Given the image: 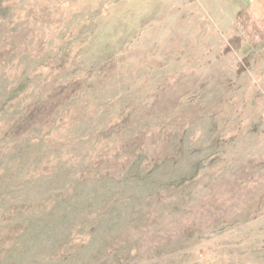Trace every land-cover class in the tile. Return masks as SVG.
<instances>
[{"label":"rangeland","instance_id":"rangeland-1","mask_svg":"<svg viewBox=\"0 0 264 264\" xmlns=\"http://www.w3.org/2000/svg\"><path fill=\"white\" fill-rule=\"evenodd\" d=\"M0 264H264V0H0Z\"/></svg>","mask_w":264,"mask_h":264}]
</instances>
